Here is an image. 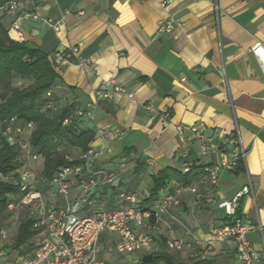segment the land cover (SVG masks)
Instances as JSON below:
<instances>
[{
	"label": "crops",
	"instance_id": "obj_1",
	"mask_svg": "<svg viewBox=\"0 0 264 264\" xmlns=\"http://www.w3.org/2000/svg\"><path fill=\"white\" fill-rule=\"evenodd\" d=\"M15 1L13 12L0 9V25L10 40L39 49L52 65L55 55L79 49L78 62L58 65L59 80L50 93L52 104L60 109L93 107L92 118L78 119L75 130L93 133L89 146L112 149V155L97 165L114 172L115 181L90 196L92 207L116 208L117 191H125L147 209L178 185L198 187L201 202L195 204L194 196L184 193L180 206L171 211L178 222L162 217L151 254H167L174 264H240L229 242L215 244L204 260H198L188 249L167 250L165 241L169 228L177 238H185L181 225L203 239L211 227L228 220L219 205L230 202L250 182L253 194L241 196L235 210L260 225L261 231L247 238L258 264H264V75L250 52L256 43L264 47V0ZM167 19L181 26L171 33L159 32V23ZM47 21L57 25V31ZM106 82L120 85L125 94L95 100V90ZM191 126L207 136L238 131L245 160L240 169L220 175L215 191L199 185L198 168L217 163L219 154L200 155ZM177 127L183 128L181 133ZM99 131L114 136L103 139ZM66 149L75 157L81 153ZM185 164L191 165L189 173L182 171ZM137 165L141 172L135 174ZM165 169L186 177V183L172 180L150 198L151 178ZM52 201L62 204L60 197ZM10 216L0 264H19L23 256L33 255L29 242L24 253L14 248L19 222ZM112 240L102 237L103 261L140 264L143 255H118Z\"/></svg>",
	"mask_w": 264,
	"mask_h": 264
},
{
	"label": "built area",
	"instance_id": "obj_2",
	"mask_svg": "<svg viewBox=\"0 0 264 264\" xmlns=\"http://www.w3.org/2000/svg\"><path fill=\"white\" fill-rule=\"evenodd\" d=\"M47 1V0H39ZM18 7L16 1H9L0 9L13 12ZM38 19L37 15H30ZM53 30L57 25L46 22ZM181 26L173 19L159 23V32L171 33L175 27ZM17 30V26L13 27ZM20 35L18 34V37ZM250 52L258 60L264 75V47L259 43L251 47ZM79 49L71 48L68 51L55 55L53 67L77 61ZM78 62V61H77ZM184 81V79H181ZM114 94H125V90L114 82H106L97 87L94 92L95 100L110 99ZM51 93H47L50 97ZM131 98V94H127ZM50 109V103L46 105ZM94 108L74 109L70 118L62 123L67 126L72 120L82 117L92 118ZM165 118L168 115L165 114ZM195 140L199 143V154L218 153L219 161L214 164L203 165L198 168L199 185L208 192L215 191L223 172H233L238 164L244 162L245 152L241 146L240 137L236 130L227 136L205 135L197 127L188 128ZM34 124L27 122L19 124L16 118L0 120V140L14 147L17 151L18 166L13 176L4 181L18 189V196H9L7 212L16 216L19 225L29 222L33 236L28 241L33 255L30 258L23 256L19 264H117L106 263L100 258L101 240L104 235L113 240V250L121 256L141 254L148 256L153 252V234L159 230L162 217L176 221L171 211L181 204V196L189 193L194 196L195 204L201 202L203 195L198 187L178 185L172 191L162 195L157 203L150 208L143 209L136 196L125 191H117L118 206L113 209H94L89 200L90 196L105 186H112L115 174L97 164L112 155V149L107 145L101 147L89 146L85 152L77 157L65 155L64 159L71 165L58 169L50 179L37 177L32 169V163L40 156L33 152L30 145V135ZM182 127H177L181 133ZM103 139L114 136L111 133L99 131ZM183 173L191 171V165L185 164ZM253 194L252 185H248L230 202H223L219 208L224 210L226 223L211 227L203 239H197L183 225L185 238H177L169 228L165 247L172 252L191 250L198 260H204L206 255L217 243L229 242L235 250L240 264H258L259 256L251 246L247 235L254 231H261L259 224L236 214L235 206L243 195ZM50 198H62V204ZM20 214H23L21 216ZM8 239L5 228L0 229V245ZM25 245V244H24ZM21 245L17 248L24 253L26 248ZM1 258V248H0Z\"/></svg>",
	"mask_w": 264,
	"mask_h": 264
},
{
	"label": "trees",
	"instance_id": "obj_3",
	"mask_svg": "<svg viewBox=\"0 0 264 264\" xmlns=\"http://www.w3.org/2000/svg\"><path fill=\"white\" fill-rule=\"evenodd\" d=\"M13 0H0V8ZM15 1V0H14ZM30 82L22 83L20 87H12V81ZM59 80L48 56L40 51L10 40L6 31L0 25V120L16 118L19 124L27 122L34 124V130L30 135V145L34 153L43 159L41 176L50 179L54 173L65 166L71 165L64 159L63 150L66 147L85 152L93 141V133L90 131L76 132L77 120H72L67 126L62 123L70 118L74 109L65 107L58 114L48 115L45 106L50 103L47 93ZM59 150V147H62ZM66 146V147H65ZM17 151L9 146L4 139L0 140V216L7 214L9 196H18V189L11 183L4 181L14 172L18 166L16 161ZM138 166V165H137ZM242 163L238 164L237 170ZM141 172V165L136 167L135 174ZM186 177L180 176L171 169H165L151 178L150 198L158 195L159 191L166 188L172 180L186 183ZM33 236L29 222H22L14 240V248L26 244ZM150 263L140 264H174V260L167 254H151ZM192 264H210L206 261H197Z\"/></svg>",
	"mask_w": 264,
	"mask_h": 264
},
{
	"label": "rangeland",
	"instance_id": "obj_4",
	"mask_svg": "<svg viewBox=\"0 0 264 264\" xmlns=\"http://www.w3.org/2000/svg\"><path fill=\"white\" fill-rule=\"evenodd\" d=\"M22 83L24 84V85H27V84H29L30 82H19V81H16V80H13L12 81V87L13 88H15V87H20V86H22ZM51 100V99H50ZM50 106H51V108L50 109H48V108H46V106H45V111H47L46 113L48 114V115H55V114H58L59 112H60V108H58V107H56V106H54L53 104H52V101H50ZM63 149V146L62 147H59V150H62ZM65 153H67V154H72L70 151H67V149H65V150H63ZM42 161H43V159H42V157H40L36 162H33L32 163V169H33V171H34V173H35V175L37 176V177H40L41 176V169H42V166H41V163H42ZM116 191L117 190H115V191H113V195L115 196V193H116ZM49 199H51L50 198V196H49ZM140 199V198H139ZM52 200V199H51ZM21 216H23V214H20ZM10 215H7V214H4V215H1L0 216V229H2V228H7V226H8V224L7 223H9V218L11 217H9ZM13 218H16V216H13ZM12 221V220H11ZM9 230V229H8ZM13 240V239H12ZM14 241V240H13ZM12 241V242H13ZM5 245L6 246H8V244L7 243H5ZM111 260H115L114 258L113 259H111Z\"/></svg>",
	"mask_w": 264,
	"mask_h": 264
},
{
	"label": "water",
	"instance_id": "obj_5",
	"mask_svg": "<svg viewBox=\"0 0 264 264\" xmlns=\"http://www.w3.org/2000/svg\"><path fill=\"white\" fill-rule=\"evenodd\" d=\"M151 260H152V258H151L150 255H148V256H144V257L142 258V263H150Z\"/></svg>",
	"mask_w": 264,
	"mask_h": 264
}]
</instances>
